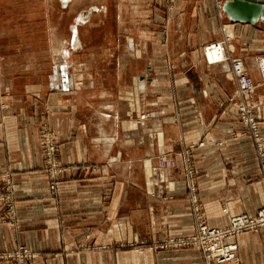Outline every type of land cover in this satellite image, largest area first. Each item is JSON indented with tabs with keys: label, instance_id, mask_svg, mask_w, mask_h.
<instances>
[{
	"label": "crops",
	"instance_id": "obj_1",
	"mask_svg": "<svg viewBox=\"0 0 264 264\" xmlns=\"http://www.w3.org/2000/svg\"><path fill=\"white\" fill-rule=\"evenodd\" d=\"M72 2L76 8L124 10L120 30L113 34L122 42V60L106 81L94 78L95 68L67 61L47 66L45 82L21 85L0 47V103L5 104L0 110V188L7 176L16 191L15 211L7 214L0 207V254L24 244L38 251L33 264H205L193 247L159 244L137 252L135 246L145 240L140 247L150 249L161 238L193 232L196 207L207 226L224 227L229 215H253L264 205L253 148L230 137L242 130L228 102L236 83L203 52L205 44L228 39L231 54L242 60L255 84V117L264 135L258 66L264 22H232L216 12L212 0H92L86 5L58 0L65 8ZM75 37L69 43L76 53L84 51L85 40ZM60 42L62 54L65 44ZM133 58L139 66H132ZM41 114L58 137L66 168L55 194L47 190L41 169L36 132ZM200 141L203 147L192 151L199 172L194 194L178 152ZM161 154L172 158L174 167H159ZM87 163L100 167L77 170ZM227 241L237 244L239 264H264V229ZM120 243L128 246L116 251ZM77 244L98 250L65 255ZM0 264L10 263L0 258Z\"/></svg>",
	"mask_w": 264,
	"mask_h": 264
},
{
	"label": "rangeland",
	"instance_id": "obj_2",
	"mask_svg": "<svg viewBox=\"0 0 264 264\" xmlns=\"http://www.w3.org/2000/svg\"><path fill=\"white\" fill-rule=\"evenodd\" d=\"M212 1L217 12L219 10V4L223 0ZM81 2L83 5H86L92 3V0H81ZM216 14L218 17L219 13ZM123 15V9L104 7L97 9L76 8L74 2L68 3V7L65 8L59 5L58 0H0V47L4 49V52L1 54V56H3L4 62L7 66H9V69H11V64H14V70L15 68L17 69L14 71V79L16 83L21 85L27 84L29 81L41 83L45 82L48 74L47 66L61 64L67 61L73 63L77 62V64L80 65V68L81 66L85 68H95L97 73L94 74V78L97 77V79L99 78L101 81H106L107 78L112 77L115 74V72H113V68L118 66L122 60V58L120 59L119 56V51L122 48V42L118 39L114 40L113 34L117 35L118 31L120 30L118 27V21L122 20L121 17H123ZM80 17H82V19ZM76 33L78 36H80V38L85 40L86 45L84 51L79 53H76L74 46L69 43L71 38L76 39ZM61 39L62 43L65 44V51L62 54L59 53ZM223 40H226L227 45H229L227 38H224L220 41ZM210 43L205 44L203 48ZM92 47H96V51L94 53L89 51ZM229 48L232 50L230 45ZM45 53H50V55L46 56ZM263 56L264 55L261 57ZM139 64V60L137 58H133L132 66H139ZM33 69L35 70L34 74L31 73ZM223 71L225 76L228 77L224 68ZM72 90H75V88ZM48 92L54 94L55 90L49 89ZM235 92L228 98V102L234 104L237 116L242 126V130H240V133H232L230 137L235 140L238 139L250 142L256 157L254 144H252L250 136L248 135V132H251V130L249 129L248 125L245 124L240 118L239 104L237 103ZM4 109L5 104L0 103V110ZM145 116L146 114H141L140 118H145ZM251 116L256 120V123L258 124L257 126H259V134L264 136L262 133L263 129L261 124L255 117L254 101L251 107ZM36 132L37 144L42 156L41 169L47 179V190L50 193L55 194L59 192L58 185L61 178L64 177L66 170V168H64V166L61 164L59 158L58 137L49 126V123L43 114L38 116ZM47 143H50L55 150L54 155L50 157L45 154V148L43 149ZM203 143V141H200L195 145L192 144L186 146L183 148V150L178 152L180 153V156L184 162V175L190 184V192H193L194 194H198L196 180L199 172L195 165L192 151L195 147H203ZM162 159L167 162H172L173 165H165V162H162ZM157 161L159 167L161 168H172L175 165L174 160L167 156V154L159 155ZM187 161H190L192 165L193 170L191 173H189ZM99 167L94 164L87 163L81 167L82 169L77 170L79 172H84L85 170L94 172L97 171ZM260 174L261 180L264 182L261 170ZM15 193L16 191L13 188L11 180L9 177L5 176L1 181L0 207L2 210L6 211L7 214H12L15 211V201L13 200ZM1 198H9V200L2 201ZM196 209L197 210L195 211L197 212L198 216L197 222L198 219L205 222V220L201 218L200 215H198V207H196ZM180 236L161 238L159 243L157 245L155 244L156 246L154 245L150 249L142 248V245L140 247V241L146 242L145 240H140L135 246V249L137 252H142L145 250L151 251L157 248L159 244L161 247L172 248V246L164 245L165 240L170 238L174 239ZM85 238L87 239L88 237L86 236ZM129 245L134 247L131 243ZM125 246L128 245L120 243L116 245L115 249L116 251L123 250L122 248ZM23 247L25 248L26 252L21 250ZM94 250L97 252L98 249L77 244L76 247L68 250L65 255L70 257L82 252L86 253ZM37 257L38 251L24 244L18 245L14 250L0 254V258L8 260L10 264H33V261Z\"/></svg>",
	"mask_w": 264,
	"mask_h": 264
},
{
	"label": "built area",
	"instance_id": "obj_3",
	"mask_svg": "<svg viewBox=\"0 0 264 264\" xmlns=\"http://www.w3.org/2000/svg\"><path fill=\"white\" fill-rule=\"evenodd\" d=\"M220 7V4H219ZM211 49L216 52L212 54L213 58H209L207 50ZM229 45L226 40L211 42L203 48L204 56L210 63L220 64L227 76L232 78L236 83L235 97L239 104V115L241 120L248 125L251 132H248L250 140L255 147L256 158L259 168L264 179V137L258 132V124L251 116V107L253 105L252 96L255 90V84L249 77L247 70L241 59L232 56ZM259 72L262 83H264V56L259 58ZM44 152L47 156L54 155V147L47 143ZM165 162V165H173L172 162ZM189 173L193 170L190 161H187ZM193 193V192H192ZM2 201L9 198H1ZM195 210H197L195 208ZM264 229V206H262L253 215L234 214L229 217L228 225L224 228L209 227L203 221L198 219L197 228L194 232L186 234L174 239L165 240V246L184 247L189 246L199 250L203 256L205 264H222L231 262L239 264L237 257V244L227 241L228 238H233L238 234L246 231H256ZM26 252L25 248H21Z\"/></svg>",
	"mask_w": 264,
	"mask_h": 264
},
{
	"label": "water",
	"instance_id": "obj_4",
	"mask_svg": "<svg viewBox=\"0 0 264 264\" xmlns=\"http://www.w3.org/2000/svg\"><path fill=\"white\" fill-rule=\"evenodd\" d=\"M221 12L232 22H264V0H224Z\"/></svg>",
	"mask_w": 264,
	"mask_h": 264
},
{
	"label": "bare ground",
	"instance_id": "obj_5",
	"mask_svg": "<svg viewBox=\"0 0 264 264\" xmlns=\"http://www.w3.org/2000/svg\"><path fill=\"white\" fill-rule=\"evenodd\" d=\"M223 1H224V0H223ZM223 1H222V2H223ZM222 2L220 3L219 10H221V4H222ZM75 47H76V46H75ZM213 53L216 54V52L213 51V50H211V49H208V50H207V54H208L209 58H213V57L211 56ZM204 57H205V56H204ZM140 82H141V80H140ZM138 84H139V83H138ZM137 90H138V89H137ZM233 215H234V214H233ZM233 215H229V216H228V222H229V217H230V216H233ZM227 225H228V223H227ZM227 225H226V226H227ZM226 226H224V227H226ZM224 227H218V228H224ZM214 228H216V227H214Z\"/></svg>",
	"mask_w": 264,
	"mask_h": 264
}]
</instances>
